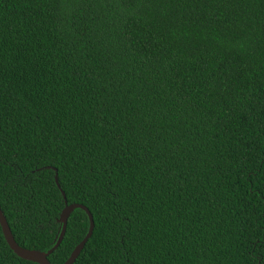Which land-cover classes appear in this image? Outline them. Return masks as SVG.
Instances as JSON below:
<instances>
[{"label": "trees", "instance_id": "16d2710c", "mask_svg": "<svg viewBox=\"0 0 264 264\" xmlns=\"http://www.w3.org/2000/svg\"><path fill=\"white\" fill-rule=\"evenodd\" d=\"M67 204L73 264H264V0H0V207L47 252Z\"/></svg>", "mask_w": 264, "mask_h": 264}, {"label": "water", "instance_id": "95a60500", "mask_svg": "<svg viewBox=\"0 0 264 264\" xmlns=\"http://www.w3.org/2000/svg\"><path fill=\"white\" fill-rule=\"evenodd\" d=\"M57 180V178H56ZM76 208H81L86 212L89 218V229L83 240L74 248L72 253L70 254L69 258L63 263V264H73L79 254L81 253L82 249L84 248L85 244L87 243L88 239L91 237L93 233V228H94V220L93 216L88 210L87 207H85L82 204H67L65 208L63 209L60 218L58 221L62 224L61 232L60 235L57 238V241L55 245L48 250L47 252L40 251V250H30L24 247H21L17 244V242L14 239V236L11 232V229L9 227V224L6 220V217L4 213L1 210L0 207V225L5 237L6 242L8 243L9 247L19 256L20 258L24 260H28L37 264H51L48 256L60 245L63 236L65 234L66 226H67V221L72 213V211Z\"/></svg>", "mask_w": 264, "mask_h": 264}]
</instances>
